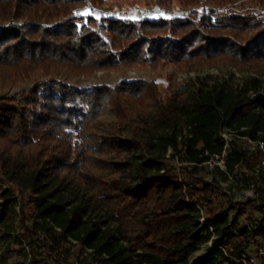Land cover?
I'll return each mask as SVG.
<instances>
[{
    "label": "trees",
    "instance_id": "1",
    "mask_svg": "<svg viewBox=\"0 0 264 264\" xmlns=\"http://www.w3.org/2000/svg\"><path fill=\"white\" fill-rule=\"evenodd\" d=\"M87 1L102 2L0 0V87L32 80L16 95H0V182L8 184L0 240L18 220V241L40 250L44 264H244V253L264 246V206L251 230L244 224L252 214L239 207L229 221L231 197L201 171L221 154L224 128L264 141V24L252 11L73 14ZM160 60L190 68L220 60L255 74L239 86L200 81L166 99L145 79L81 88L57 77ZM259 157L234 137L225 168L216 170L249 173ZM247 180L264 203L262 179ZM212 239L203 255L187 258Z\"/></svg>",
    "mask_w": 264,
    "mask_h": 264
},
{
    "label": "rangeland",
    "instance_id": "2",
    "mask_svg": "<svg viewBox=\"0 0 264 264\" xmlns=\"http://www.w3.org/2000/svg\"><path fill=\"white\" fill-rule=\"evenodd\" d=\"M243 11H252L256 14V18L261 20L264 24V2L260 4L257 0H239L232 4L228 3L219 6L208 1L192 5H185L181 3L180 0H169L165 2V4H152L147 0H102L101 4L87 1L77 6L73 10V14H91L96 18L122 17L150 19L156 17L174 18L185 16L191 12H195L196 18H200L206 15L215 16L218 12L229 13ZM2 24L5 25L7 22H3ZM48 24H53V22H49ZM254 74L255 72L247 65L238 66L232 62L220 60L198 68L185 67L181 64L160 60L154 65H120L111 69L95 70L91 73H77L63 70L57 77L64 82L75 84L81 88L91 85H100L102 83L114 85L124 80L135 81L137 79H145L153 81L161 97L166 99L172 94H183L200 84V81L209 84L227 81L233 86H239L245 78ZM262 79H264V75H262ZM30 83H32V80L16 83L5 89L0 87V95H16L23 87ZM99 120L108 123L111 117L109 115H103ZM170 163L175 165L177 170L181 165L176 159L171 160ZM204 165L205 168L201 173L206 179L209 180L213 178L218 182L220 190L231 197L233 209L239 207L244 211V214L250 213L258 217L261 216L263 211L260 210L259 206L263 205L262 201H258L255 197L247 196V194L251 192L247 180V174L249 173L238 170L240 172L236 174L229 173L224 176L216 170L218 165L214 163L213 160L209 163L206 162ZM219 168L222 169L220 166ZM7 188L8 184L6 182H0V214L1 204L5 201L3 193ZM13 193L12 197H16L17 199L20 198L18 193ZM220 200L224 201L225 199L220 198ZM249 200L251 202H248ZM242 222H244V215L238 218L237 225L242 226ZM14 225L16 228L11 232L10 237L0 240V264H35L34 261H38L39 264H44L42 263L44 260L42 258H45V255H39L38 253H40V250L37 252L35 251L36 254H32V249L28 247L26 241L22 243L18 241V220L15 221ZM2 233L3 232L0 231V235ZM214 243L215 239H212L202 244L198 250L188 253L187 258L192 261L200 257L210 246H213ZM262 249L264 252V246H262ZM255 264H264V258L255 259Z\"/></svg>",
    "mask_w": 264,
    "mask_h": 264
},
{
    "label": "built area",
    "instance_id": "3",
    "mask_svg": "<svg viewBox=\"0 0 264 264\" xmlns=\"http://www.w3.org/2000/svg\"><path fill=\"white\" fill-rule=\"evenodd\" d=\"M220 135L223 137L224 139V147L223 150L221 152L220 155L216 154L212 157H210L209 160H207L206 162L209 163L210 161H214V163H216L218 166H220L221 168H225V156H226V149L231 141L232 138H238L240 139L243 144L249 148L251 151L254 150H258L260 153V157L258 159V163L257 165L249 170V174L253 175L256 178H261L262 182H263V186H264V141L260 140V139H252L249 136H240L236 133H234L233 131H231L228 128H224L220 131ZM205 162V163H206ZM249 190L251 192H249L247 194V196H252L255 197L258 201H260L259 199V194L258 191L256 189L255 184L253 183H249ZM264 206V203L263 205ZM236 215V209H231L228 213V219L229 221H232L234 216ZM259 221V217L256 215H251L246 221H245V227L247 230H251L253 229L257 223ZM90 249H86L83 252V256L90 252ZM257 258H264V252L262 247L257 248L254 251L248 252V253H244L243 257L241 258L242 262H244V264H255V259ZM91 264H97L96 260H91L90 261ZM74 264H78V261L74 259Z\"/></svg>",
    "mask_w": 264,
    "mask_h": 264
}]
</instances>
